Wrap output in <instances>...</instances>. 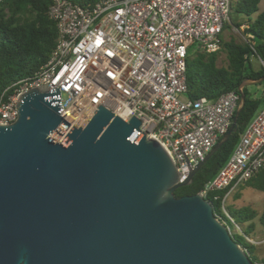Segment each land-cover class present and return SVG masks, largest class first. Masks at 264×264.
Here are the masks:
<instances>
[{
  "label": "water",
  "instance_id": "95a60500",
  "mask_svg": "<svg viewBox=\"0 0 264 264\" xmlns=\"http://www.w3.org/2000/svg\"><path fill=\"white\" fill-rule=\"evenodd\" d=\"M231 126L179 181L160 143L103 106L84 128L59 113V91L29 88L0 125V264H251L200 194L176 197L229 139Z\"/></svg>",
  "mask_w": 264,
  "mask_h": 264
},
{
  "label": "built area",
  "instance_id": "2783aa9c",
  "mask_svg": "<svg viewBox=\"0 0 264 264\" xmlns=\"http://www.w3.org/2000/svg\"><path fill=\"white\" fill-rule=\"evenodd\" d=\"M230 2L100 0L85 7L51 0L49 17L58 32L55 49L34 78L21 79L6 99H0V125L16 119L20 94L36 86L55 87L59 115L69 124L61 140L72 127L84 128L103 106L125 122L132 117L139 120V131L160 143L183 182L189 170L179 146L194 168L226 134L238 106L235 92L214 101L186 97L189 50L218 52L225 25L239 32L230 24ZM262 169L264 107L224 166L198 193L209 203L220 202V212L214 215L231 236V227H239L228 215L226 200ZM221 191H225L222 198L214 194Z\"/></svg>",
  "mask_w": 264,
  "mask_h": 264
},
{
  "label": "trees",
  "instance_id": "16d2710c",
  "mask_svg": "<svg viewBox=\"0 0 264 264\" xmlns=\"http://www.w3.org/2000/svg\"><path fill=\"white\" fill-rule=\"evenodd\" d=\"M69 1L91 7L100 0ZM50 5L51 0H0V99H6L12 93V85L21 79L34 78L55 49L58 32L55 22L49 17ZM230 11L245 17L244 22L234 21L230 24L239 30L246 42H238L231 35L225 39L223 33L230 29L229 25H225L219 37L218 52L206 54L189 50L185 74L188 99L205 97L214 101L229 92L239 94L242 82L257 81L264 77V67L260 64L255 68L252 62L255 59L264 63V0H231ZM220 51L225 54V66L217 65ZM262 84L264 80L255 86ZM248 87L242 89L244 107L229 139L202 165L190 185L174 191L177 198L198 194L203 185L215 177L231 156L246 127L264 107V96L256 97ZM246 183L250 188L264 192V169ZM214 194L222 198L225 191ZM239 197V193L234 195L235 199ZM219 203L210 201L214 213H217ZM226 209L242 233V237L232 235L234 241L245 250L251 264H264V256L259 258L254 245L245 239L254 236L253 221L256 218L264 230V203L259 215L249 207L228 206Z\"/></svg>",
  "mask_w": 264,
  "mask_h": 264
},
{
  "label": "rangeland",
  "instance_id": "374dc122",
  "mask_svg": "<svg viewBox=\"0 0 264 264\" xmlns=\"http://www.w3.org/2000/svg\"><path fill=\"white\" fill-rule=\"evenodd\" d=\"M229 17H230V23L234 21L236 22L245 21V17L243 15L236 14L233 11L230 12ZM230 35L234 36L238 42H246V38H244V36H242L240 32L234 33L230 30H227L223 33L225 39H227ZM252 62L255 68L259 67L260 63L258 60L252 59ZM217 65L218 66L226 65L225 54L222 51L219 52ZM248 88L250 92L255 93L256 97L260 98L261 96H264V84L258 87L253 85V86H249ZM180 99L184 100V97L181 96ZM237 193H239L240 195L239 199L234 198V195ZM263 203H264V192L254 190L248 186V183H244L236 190V192L233 195L227 198L225 205L226 208L228 206H231L233 208L249 207L252 210H254L257 213V215H259L262 211ZM217 212H220L218 205H217ZM253 222L255 225L254 236L250 237L248 240L252 242V244L254 245L255 254L259 258H261L264 256V230L259 225L257 218ZM231 232L232 235L234 236L242 237L240 227L238 229L236 228V226H232Z\"/></svg>",
  "mask_w": 264,
  "mask_h": 264
}]
</instances>
